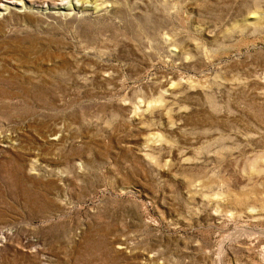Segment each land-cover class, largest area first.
Wrapping results in <instances>:
<instances>
[{
  "label": "rangeland",
  "instance_id": "obj_1",
  "mask_svg": "<svg viewBox=\"0 0 264 264\" xmlns=\"http://www.w3.org/2000/svg\"><path fill=\"white\" fill-rule=\"evenodd\" d=\"M78 1L0 17V264H264V0Z\"/></svg>",
  "mask_w": 264,
  "mask_h": 264
},
{
  "label": "bare ground",
  "instance_id": "obj_2",
  "mask_svg": "<svg viewBox=\"0 0 264 264\" xmlns=\"http://www.w3.org/2000/svg\"><path fill=\"white\" fill-rule=\"evenodd\" d=\"M47 1L46 0L44 2L41 1L40 4L37 5V4H35V2L33 0H0V17H1V15H4L5 13L7 14V12H8V15H9V12H11V11L12 12H17V13H23V12L24 13H28V12H32V10L34 8H39V10L41 11V13L43 12L44 14H48V16L54 14L53 15V17H54L56 14H59V15H63L65 17H67V16H70V15L73 14V12L71 11L73 8L79 9L78 7H79L80 3H82V2L79 3L78 0H72L71 1L72 2L71 4L64 3V2L59 3L58 1L57 2L56 1L50 2L48 4ZM85 3H87V2L84 1V3L82 4V6L85 5V7H86V4ZM92 6L96 10H100L102 8H105V5H102L100 2L99 3H96V4L94 3V5H92ZM83 9L84 8H82V10ZM5 16L6 15H4V17ZM71 17L72 16H70V18ZM3 57H5V56H3ZM2 65H3V62H2ZM4 65H5V61H4Z\"/></svg>",
  "mask_w": 264,
  "mask_h": 264
}]
</instances>
